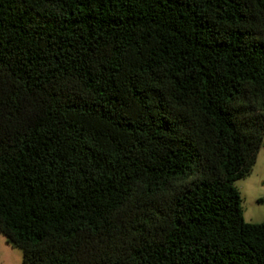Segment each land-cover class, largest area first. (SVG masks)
I'll list each match as a JSON object with an SVG mask.
<instances>
[{"label":"trees","instance_id":"trees-1","mask_svg":"<svg viewBox=\"0 0 264 264\" xmlns=\"http://www.w3.org/2000/svg\"><path fill=\"white\" fill-rule=\"evenodd\" d=\"M263 138L264 0H0L22 264H264L235 184Z\"/></svg>","mask_w":264,"mask_h":264},{"label":"rangeland","instance_id":"rangeland-1","mask_svg":"<svg viewBox=\"0 0 264 264\" xmlns=\"http://www.w3.org/2000/svg\"><path fill=\"white\" fill-rule=\"evenodd\" d=\"M242 197L243 217L246 222L260 223L264 218V138L255 164L249 175L235 182ZM22 250L6 242L0 233V264H22Z\"/></svg>","mask_w":264,"mask_h":264}]
</instances>
